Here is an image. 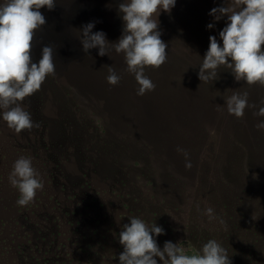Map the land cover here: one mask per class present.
Instances as JSON below:
<instances>
[{
	"label": "rangeland",
	"instance_id": "rangeland-1",
	"mask_svg": "<svg viewBox=\"0 0 264 264\" xmlns=\"http://www.w3.org/2000/svg\"><path fill=\"white\" fill-rule=\"evenodd\" d=\"M75 1L79 3L73 7L66 4L70 10L64 12L65 21L44 13L46 23L33 41L34 63L44 46L54 47L55 74L22 104L40 126L16 133L0 109L2 234L32 231L21 228L24 216L10 224L18 209L28 206L17 203L20 193L9 180L18 158L31 159L43 183L36 195L42 191L47 197L60 195L52 177L66 178L71 189L78 174L85 172L79 163L83 158L88 172L96 176L89 179L93 192L86 193L79 185L84 194L78 198V214L68 215L74 204L62 194L66 201L53 207L54 217L63 225L60 231H66L58 239L63 243L60 249L69 250L67 261H98L90 252L101 247L100 238L90 249H81L76 235L67 236L71 232L67 221L84 215L79 217L91 224L97 218L103 222L102 246L108 253L123 251L117 245L119 232L137 217L163 228L164 234L155 237L160 248L166 241L178 242L185 254L192 255L214 239L227 249L231 264H264V129L256 127L264 122V116L256 114L264 107V86L236 81L223 67L213 83L198 79L209 36L222 44L219 31L226 26V17L214 21L209 12L223 6L224 0H176L170 13L160 12L157 19L160 38L168 45L167 61L159 68L145 67L155 89L144 95H137L140 86L127 71L123 53L110 49L108 56H99L98 48L85 53L79 40L82 26L95 22L92 32L102 31L109 42L117 41L123 29L117 10L121 0ZM209 23L214 27L207 28ZM109 66L121 77L117 85L107 82ZM244 92L255 107L237 118L227 111V100ZM178 148L187 152V160ZM188 160L191 168L185 167ZM94 197L101 198V206H95ZM29 211V218L37 215ZM14 240L9 249H0V264H25V255L18 254L22 235ZM45 247L44 243L42 253Z\"/></svg>",
	"mask_w": 264,
	"mask_h": 264
},
{
	"label": "clouds",
	"instance_id": "clouds-1",
	"mask_svg": "<svg viewBox=\"0 0 264 264\" xmlns=\"http://www.w3.org/2000/svg\"><path fill=\"white\" fill-rule=\"evenodd\" d=\"M176 0H121L118 12L123 23L122 34L115 42H109L102 31L92 32L95 22L82 26L80 43L82 50L98 48L99 56H108L109 50L123 53L127 71L134 74L140 86L137 95L155 89V84L145 75V67L159 68L167 61L168 45L160 38L161 11L170 13ZM56 0H3L0 3V109L2 118L16 133L39 127L31 114L22 106L25 98L41 89L49 75L55 74L54 47L44 46L41 58L32 62L33 41L45 25L41 8L53 10ZM209 15L214 21L226 17V26L219 31L221 43L216 36H209V47L199 66L200 82H214L220 78L221 67L230 70L236 81L248 85L264 86V0H224L221 7L212 8ZM209 23L207 28H213ZM230 61V62H229ZM107 82L117 85L121 77L114 68L108 67ZM249 105L248 93H233L227 100V111L242 118ZM264 116V107L256 113ZM264 129V122L256 125ZM184 153L187 160V152ZM186 168H191L188 160ZM10 183L17 188L20 198L17 203L25 206L32 202L43 183L32 166L30 158L20 157L9 175ZM209 214L212 213L208 209ZM223 223V221H221ZM162 227L155 223L149 226L144 220L132 217L122 225L119 243L123 251L119 264H231L227 249L216 240L205 243L195 254H185L177 243L166 241L160 248L155 237L163 235Z\"/></svg>",
	"mask_w": 264,
	"mask_h": 264
},
{
	"label": "flooded vegetation",
	"instance_id": "flooded-vegetation-1",
	"mask_svg": "<svg viewBox=\"0 0 264 264\" xmlns=\"http://www.w3.org/2000/svg\"><path fill=\"white\" fill-rule=\"evenodd\" d=\"M82 164V170H84V174H78L80 179H77L74 183L71 184V189H68L65 185V181L67 180L66 178L63 179H58L52 177V182L53 184H56L58 186V193H60L59 196H52V197H47L45 196V193L42 191L37 194L34 198L33 204H28L26 207H20L15 215L16 218H14L11 222H14L15 219H17L18 216H24L26 217L27 221L24 220L21 223V228H30L32 231L25 233V232H20L17 229H13L10 231H5L4 234H2V231H0V249L1 250H6L10 248V245H13L15 243L14 237H20V234L22 235L23 241L20 242L18 246V254H24L25 255V264H75L70 261L66 260V257L70 258L71 256L69 255V250L66 248L65 251L63 249H60V246L62 247V242L59 241L58 238H62L65 236V232L60 231V225L63 226L62 224L58 223V220L54 217L53 215V207H56V205H61L62 202L67 200L72 201L74 206L70 211L68 212V215L72 214H78V206L80 205L79 203V196L81 193L78 191L79 185L83 188V191L85 190L86 193L88 192H93L89 190H94L93 187H91V182L89 179H94L96 178L95 173H90L88 170L90 169V166L85 163V160L83 158H79ZM78 163V164H79ZM77 176V175H76ZM87 177V179L85 178ZM101 181V180H98ZM79 193V194H78ZM61 194L64 195L66 198L63 200L61 198ZM17 198H20L17 195ZM98 205L96 204L95 206L99 207L101 206L103 202L101 201V198H95ZM50 201V202H49ZM30 209L29 213L31 214L32 212L37 213L36 216L33 215V217L37 218L35 222H33V217L29 218L28 215V210ZM100 209V208H98ZM98 217H104L101 212L97 213ZM79 216H84V215H79ZM76 216V218L73 221H67V225L71 228V232L67 234V236H73L76 235V240L77 244H79V248L83 249L85 247H90L94 245L96 242V238H100L101 240L99 243L101 244V247L99 249L95 248L94 251H91L90 253H95L97 255L98 261H96L95 258H93L95 261H91L92 264H119V254L117 252L108 253L107 250L108 248L106 246H102L103 242L102 239L105 237V227L103 225V222L101 223V220L97 218L96 216L92 217V220L94 221L96 218L98 219L96 223L91 224L92 222L90 219H87L86 217H79ZM79 217V218H77ZM72 220V219H71ZM33 222V224H32ZM10 224L7 226V228L10 226ZM17 223L14 224V226ZM14 234H17L15 236ZM82 236V237H79ZM85 238V240L81 239ZM74 239V238H73ZM74 239V240H75ZM95 239V242L93 240ZM75 240V241H76ZM117 240V239H115ZM61 241H63L61 239ZM43 242L42 244H40ZM60 242V243H59ZM93 242V243H92ZM46 244L45 252H41V246L43 244ZM117 245H120L118 243ZM28 250H36L31 253H26L25 249ZM122 251V250H119ZM57 252V253H55ZM62 256H61V255ZM78 264V263H77ZM81 264V263H79Z\"/></svg>",
	"mask_w": 264,
	"mask_h": 264
},
{
	"label": "trees",
	"instance_id": "trees-1",
	"mask_svg": "<svg viewBox=\"0 0 264 264\" xmlns=\"http://www.w3.org/2000/svg\"><path fill=\"white\" fill-rule=\"evenodd\" d=\"M68 2H72L71 0H56V7L53 10H48L47 8H42L45 10L46 15L50 16H58L61 21L66 20V13L69 9V5H66ZM66 12V13H64ZM43 14V15H45Z\"/></svg>",
	"mask_w": 264,
	"mask_h": 264
},
{
	"label": "water",
	"instance_id": "water-1",
	"mask_svg": "<svg viewBox=\"0 0 264 264\" xmlns=\"http://www.w3.org/2000/svg\"><path fill=\"white\" fill-rule=\"evenodd\" d=\"M72 2H70L71 3V6L73 7V6H75V4L76 3H79L78 1H75V0H71ZM205 1V0H204ZM207 1V0H206ZM208 2V1H207ZM204 4H205V2H204ZM207 4V3H206ZM208 5V4H207ZM211 8V7H210ZM209 8V9H210ZM45 13V10L44 9H42V14H44Z\"/></svg>",
	"mask_w": 264,
	"mask_h": 264
}]
</instances>
